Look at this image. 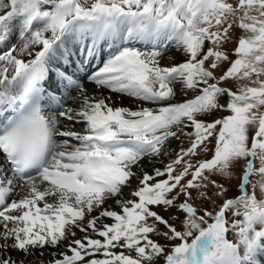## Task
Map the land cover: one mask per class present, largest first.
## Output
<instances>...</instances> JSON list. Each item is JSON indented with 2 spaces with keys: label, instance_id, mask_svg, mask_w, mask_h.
Segmentation results:
<instances>
[{
  "label": "snow or ice",
  "instance_id": "6c2138e0",
  "mask_svg": "<svg viewBox=\"0 0 264 264\" xmlns=\"http://www.w3.org/2000/svg\"><path fill=\"white\" fill-rule=\"evenodd\" d=\"M0 264H264V0H0Z\"/></svg>",
  "mask_w": 264,
  "mask_h": 264
}]
</instances>
